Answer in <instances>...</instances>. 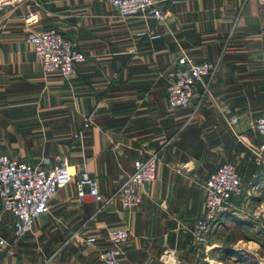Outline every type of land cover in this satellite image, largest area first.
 Masks as SVG:
<instances>
[{"label": "crops", "instance_id": "crops-1", "mask_svg": "<svg viewBox=\"0 0 264 264\" xmlns=\"http://www.w3.org/2000/svg\"><path fill=\"white\" fill-rule=\"evenodd\" d=\"M157 4L163 20L121 17L102 0H23L0 10V153L44 168L64 156L75 170L7 254L12 215L0 200L1 264H105L99 251L114 226L128 229L120 264H200L213 244L200 257L190 227L204 211L206 175L231 162L241 176L227 218L264 195V164L249 150L264 139L248 129L264 114V0ZM27 9L38 15L34 29L55 28L85 55L71 76L41 70L25 40ZM147 29L159 36L140 34ZM181 52L217 65L207 93L196 86L188 107L170 109L167 73ZM151 152L155 178L141 187L139 206L125 211L118 186L132 161ZM82 172L106 202L77 195ZM90 235L94 243L83 240Z\"/></svg>", "mask_w": 264, "mask_h": 264}, {"label": "built area", "instance_id": "built-area-1", "mask_svg": "<svg viewBox=\"0 0 264 264\" xmlns=\"http://www.w3.org/2000/svg\"><path fill=\"white\" fill-rule=\"evenodd\" d=\"M22 1L0 0V10L7 5L14 7ZM102 1L110 3L121 17L140 13L158 21L163 20L166 15L157 0ZM258 2L262 3V0ZM22 20L26 28L25 40L30 44L41 70L56 71L65 77L71 76L76 64L82 62L85 55L75 49L70 40L55 28L34 29L38 22L35 10L27 9L22 15ZM140 34L150 39L159 36L150 29L143 30ZM216 65L215 61L197 60L184 52L177 54L167 73V106L170 109L188 107L196 86L201 88L202 93H207ZM235 120L236 118L231 116L228 123L232 124ZM90 123L91 113H88L83 116L82 127ZM248 129L264 139V114L252 118ZM79 133L80 131L75 132L73 137L76 138ZM263 147L264 144L257 147L249 145L255 161L260 164H264V157L260 154ZM156 162L155 152L132 161V170L125 174L117 189L122 209L131 211L139 206L141 187L155 178ZM74 172V168L66 162L64 156H57L51 166L44 168L0 153V200L2 209L12 215V238L5 247L6 254L11 253L13 244L30 230L35 218L47 209V203L57 188L66 184ZM240 184L241 176L231 162L221 163L206 175L202 183L204 211L190 227V245L197 253L217 222V215L230 212L231 198L240 193ZM76 193L78 196L88 194L96 201H107L98 193L96 179L86 172H82L76 182ZM106 235L110 246L100 250L99 257L105 264H120V244L127 239L128 229L126 226L110 227ZM83 240L86 243H94L95 236H86Z\"/></svg>", "mask_w": 264, "mask_h": 264}, {"label": "rangeland", "instance_id": "rangeland-1", "mask_svg": "<svg viewBox=\"0 0 264 264\" xmlns=\"http://www.w3.org/2000/svg\"><path fill=\"white\" fill-rule=\"evenodd\" d=\"M260 198L251 201L246 209L239 211V217L234 216L252 223L251 228L245 224L238 225L232 218L225 216L221 222L215 223L205 241L213 245L205 251V259L200 264H264V195L261 194ZM250 215H253L254 222L247 220L246 217ZM204 244L200 246L198 252L200 257ZM227 247L241 252L243 259L234 260L225 257L223 250Z\"/></svg>", "mask_w": 264, "mask_h": 264}, {"label": "trees", "instance_id": "trees-1", "mask_svg": "<svg viewBox=\"0 0 264 264\" xmlns=\"http://www.w3.org/2000/svg\"><path fill=\"white\" fill-rule=\"evenodd\" d=\"M227 214H229V213H219L218 215H217V218H222V217H224V216H226ZM238 225H242V224H247V222L246 221H243V220H241V219H238V218H236V217H231ZM246 222V223H245ZM263 244V243H262ZM223 252H224V256L225 257H230L231 259H234V260H242L243 259V255H242V253L241 252H239V251H235V250H233L232 248H229V247H227V248H225L224 250H223Z\"/></svg>", "mask_w": 264, "mask_h": 264}]
</instances>
